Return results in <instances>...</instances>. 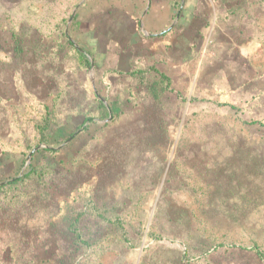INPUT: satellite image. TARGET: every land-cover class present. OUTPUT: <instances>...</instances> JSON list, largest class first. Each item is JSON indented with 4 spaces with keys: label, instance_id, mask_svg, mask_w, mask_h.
<instances>
[{
    "label": "rangeland",
    "instance_id": "obj_1",
    "mask_svg": "<svg viewBox=\"0 0 264 264\" xmlns=\"http://www.w3.org/2000/svg\"><path fill=\"white\" fill-rule=\"evenodd\" d=\"M60 1L0 0V264H60L47 251L70 245L74 264H264V101L200 59L161 90L35 58Z\"/></svg>",
    "mask_w": 264,
    "mask_h": 264
},
{
    "label": "crops",
    "instance_id": "obj_2",
    "mask_svg": "<svg viewBox=\"0 0 264 264\" xmlns=\"http://www.w3.org/2000/svg\"><path fill=\"white\" fill-rule=\"evenodd\" d=\"M60 4L56 11L67 14L60 21L53 19L51 30L34 26L38 34L32 36L36 47L30 54L35 58L71 52L86 62L90 74L98 71L110 79L126 80L141 76L161 90L180 75L195 74L200 59L206 63L204 74H214L218 63L236 93L252 90L246 100L257 107L264 101V0H61ZM40 67L37 63V81L46 89L49 82ZM2 140L0 134V146Z\"/></svg>",
    "mask_w": 264,
    "mask_h": 264
},
{
    "label": "trees",
    "instance_id": "obj_3",
    "mask_svg": "<svg viewBox=\"0 0 264 264\" xmlns=\"http://www.w3.org/2000/svg\"><path fill=\"white\" fill-rule=\"evenodd\" d=\"M13 37H14V40H15V47H14V52L17 54H19V53H22L23 52V50H24V47L22 46V44H23V42H22V40L20 39V37H19V35H16L15 33H13ZM46 127V124L45 123H37V125H36V128H38L39 130H40V133H41V130H42V128H45ZM40 138H44L43 140L44 141H51V137H48L47 136V138L45 139V136H44V134L43 133H41V136H40ZM49 150V149H48ZM35 163H34V161H32V163H31V165L29 166V169H28V172H26V174L25 175H23L22 177H20V178H16L14 181H12V182H9L10 184L12 183V184H16L17 182H19L20 180H22L23 178H25L26 176H28L31 172H33L34 171V169H35ZM43 182V181H42ZM4 185H0V187H3ZM71 228L69 227V228H67L66 229V231H65V233L63 234V235H66V238H67V240L68 241H74V239H75V236L74 235H72V230H70ZM80 237H83L82 238V241L84 242V243H86V244H88L89 243V240H91L92 239V236H86V235H83L82 233L79 235ZM68 250H69V252H67V251H63V253L61 252V250L58 252L57 250H51V251H47L48 252V254L50 255V257L51 258H53V257H55V256H60L58 259V261L60 262V264H74L73 262H74V252L76 251V249H72V245H70L69 247H68ZM62 253V254H59V253ZM178 260H177V262H175L174 264H185V259H184V257L181 255V256H179L178 258H177Z\"/></svg>",
    "mask_w": 264,
    "mask_h": 264
}]
</instances>
